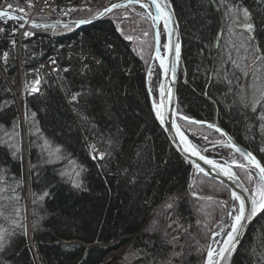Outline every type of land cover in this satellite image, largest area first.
I'll use <instances>...</instances> for the list:
<instances>
[{"label":"trees","instance_id":"16d2710c","mask_svg":"<svg viewBox=\"0 0 264 264\" xmlns=\"http://www.w3.org/2000/svg\"><path fill=\"white\" fill-rule=\"evenodd\" d=\"M7 1L0 0V7ZM170 2L182 38L178 111L217 122L264 167V95L253 112L249 70L236 43L238 34L248 35L247 52L255 55L264 93V0ZM54 17L44 10L36 16ZM114 19L108 14L79 28L29 27L19 48L25 66L49 58L65 40L69 45L53 58L55 78L41 68V90L25 94L23 117L0 75V230L9 234L0 264H109L110 252L123 246L126 255L115 263L203 264L230 192L219 181L192 175L152 114L145 86L150 21L129 15L138 35L128 39ZM241 20L253 25L247 35L237 26ZM16 67L14 44L0 37V68L12 77ZM179 121L194 132L217 134ZM84 137L98 155L88 151ZM236 171L251 189L246 172ZM174 236L175 246L167 243ZM233 264H264V210Z\"/></svg>","mask_w":264,"mask_h":264},{"label":"water","instance_id":"95a60500","mask_svg":"<svg viewBox=\"0 0 264 264\" xmlns=\"http://www.w3.org/2000/svg\"><path fill=\"white\" fill-rule=\"evenodd\" d=\"M144 1L150 5L149 8L145 9V8L141 7V4L144 3ZM144 1L141 0L140 3H135V4H138L141 7V9H143L145 11V13H147L148 18L151 20V23H152L154 48H153V55H152L151 60L154 57H157V53H158L159 57L166 58L165 63L169 66V71L167 73H165V70L163 68H161V66H160V73H159L158 87H157L156 106L158 108H160V111L164 116L163 122H161V120L157 117L156 110H155L154 106H152V104H151L152 114H153L157 124L160 126V128L164 132V134H165L166 138L168 139V141L170 142L171 146L188 162L192 172H199L193 166V161H195V163L199 164L200 167L204 169L203 173H201V172H199V173H201L207 177H210L216 181L221 182L222 184H224L229 189V192H230V202L229 203H232L233 201H235L237 204V210H238L239 201L233 200L232 195H231L232 192H236L242 198L245 199L246 210H250V208H251L250 199H251L252 193L249 192L248 188L244 185L242 180L239 178L238 174L236 173V171L234 169L235 166L231 165L230 163L226 162L223 159L210 156L209 154H206L204 151L197 148L198 151H200L201 155H204L208 159L216 161L217 164H219L221 166L228 167L235 174L234 177L229 178L227 175H224V173L221 171L220 168H214L211 165L205 164L203 160L199 159V157L192 156L190 152H185L183 150L184 145H183V142L180 140L179 134L177 133V126L179 127L180 132L183 133V135L187 138V140L189 142H190V140L188 139V137L186 135L187 131L184 130L180 126V124L178 123V118L183 119V117H186V116H183L176 108L177 81H178V73H179V67H180V61H181V55H182V38H181V33H180L179 22H178L175 10H174L170 0H158V3L161 4L162 8H164L165 11L170 13V20H169L167 29L165 28L163 20H159V21L154 22L153 19L151 18L153 15L151 13L150 8L153 9L155 12V15H157L156 7L154 5H151V0H144ZM113 4H121V5L125 6L127 4H134V3L130 2V0H116L114 2L109 3L105 7H103L99 12H102L104 9L109 8ZM114 9H112V10H114ZM0 11H8L9 12L8 16H0V19L13 17L17 20L22 21L26 25L33 26V27L61 26V27L79 28V27H82V26L87 25L89 23H92L94 21H97V20H99L105 16V15L100 16V15H97V13H96V14L89 16V17H86V18L40 20V19L27 18L21 14H18L16 12L10 11V10L0 9ZM149 13H151V16L149 15ZM80 21H86V22L85 23H79ZM158 22H161V25L163 28V33H164V43L163 44L164 45L170 43L169 33H171L170 47L166 49L163 46V53H161L160 40H159V44H157V33H158V26L157 25H158ZM177 43L180 45L178 58L176 56V47H175V45ZM150 63H151V61H150ZM173 63H175V66H176L174 73L171 71V65ZM169 90H171L170 94H169ZM162 92H163V95H162ZM187 118H188L187 121L195 122V123L203 124V125H207V126L211 125V127L215 128L216 130L217 129L222 130V132L225 134L226 140L228 141L226 144L229 145V143L232 142V144H235V146L238 147L239 149H241L243 152L251 153L247 148H245L240 143H238L234 138H232L230 136V134L227 131H225L223 128H221L219 125L212 123V122L205 121V120H200L197 118H189V117H187ZM252 156L255 157L253 154H252ZM255 159H256V157H255ZM229 210H230V207L228 206L227 211H226L223 219L221 220L219 227L214 232V233H216V235L214 237H220L219 244H217L218 246L215 249L217 252L219 251L220 247L224 246L223 242L227 238V233L231 230V225H232L233 221L227 226V228H225V226L227 224V215H228ZM262 211L263 210L258 212L251 219H246L242 222V227L240 228L239 233L235 239V247L233 249H231V254L226 255V257L222 260V264H233L234 257L236 255L241 243L243 242L250 226L255 222V220L258 218V216L261 214ZM223 230H224V232H223ZM206 257H207V254L205 256L203 264H205ZM214 259H220V257L218 255H216L214 257Z\"/></svg>","mask_w":264,"mask_h":264},{"label":"bare ground","instance_id":"6f19581e","mask_svg":"<svg viewBox=\"0 0 264 264\" xmlns=\"http://www.w3.org/2000/svg\"><path fill=\"white\" fill-rule=\"evenodd\" d=\"M63 1H66V2H71V4H78L77 2H80V1H83V0H63ZM101 1V0H100ZM116 1V0H115ZM144 1V0H143ZM111 2H114V1H109V0H103V4L105 7L106 5H108L109 3ZM144 3H147L144 1ZM148 4V3H147ZM83 6H86V3L85 4H82ZM129 4L125 5V6H122V7H126L128 6ZM9 6H11V8H9ZM23 4L21 3L20 0L16 1V0H9L7 2H5V4L3 6L0 7V9H4V10H10V11H14L18 14H21L23 15L24 17H27V18H31V19H40V20H48V19H73L71 18L70 16L72 14H76V13H81V12H92V15L98 13L102 8H97V9H90V10H83L81 8H73L72 12L69 13V14H63L62 16L61 15H58L55 11H47L49 13H52V15H55L57 17H54V18H48V19H42V18H36V16L42 12V8L41 9H36L33 13L31 12V8L29 7L28 9H24L23 7ZM120 8V7H118ZM20 9H23V11H20ZM117 9V8H115ZM151 13L153 16H155V12L153 9H151ZM144 11V10H143ZM145 12V11H144ZM147 14V13H146ZM32 15V16H31ZM108 14H106L105 16H107ZM104 16V17H105ZM89 17V16H87ZM86 18V17H84ZM103 18V17H102ZM4 22H9L10 26L9 28L5 27V24ZM158 33H159V40H160V45H161V53H163V46H164V33H163V28H162V25H161V22H158ZM29 27H33V26H28L26 25L25 23H23L22 21L20 20H17L13 17H10V18H1L0 19V37H4V38H7L9 39L12 44H14V47H15V50H16V53H17V70L15 72V76H10L9 74H6L1 68H0V75L3 79V81L6 83V85L9 87L16 103L18 104V110H19V113L21 115V117H23V108H22V102H23V98L25 96V94L27 93H37L41 90V83H40V70L41 68H45L47 69L51 75L55 78V71L57 70V67L56 65L54 64V57L55 55L59 54L60 53V46H67L69 45V42L68 40H65L63 41L61 44L57 45L54 49H53V53L52 55L47 58V59H44V60H41V61H38L36 62L35 64L33 65H29V66H25L23 63H22V57H21V53L19 52V48H20V44H21V40L23 38V36H25L24 33H20V31H24L26 33H30L31 35V31L29 30ZM39 28H46V27H61V26H38ZM64 28V27H62ZM20 30V31H19ZM18 31V32H17ZM39 38L40 37H33L32 41L33 42H38L39 41ZM44 39H46V36L43 37ZM13 41L15 43H13ZM73 41V40H71ZM153 48H154V45H153ZM68 55H72V53L68 52L67 53ZM80 61H81V64L82 66L85 64L84 61H83V56L80 57ZM181 63V61H180ZM64 68H67V66H64ZM22 69H29L31 71H35L38 73V80H39V83L38 85H36L35 81L32 79V76H30V74L28 73H25L23 76H20V72ZM179 70H180V67H179ZM149 72H154L155 73V88L152 90L149 88V85H148V78H149ZM149 72L148 74L146 75L145 73V86H146V90H147V93H148V98H149V102L150 103V106L152 104V106H154V104L156 105V97H157V87H158V78H159V73H160V59H158L157 57H154L152 60H151V63H150V67H149ZM20 76V79H21V83L20 85H18V77ZM178 76H179V73H178ZM178 83V81H177ZM24 86V91L22 92V87ZM33 88H36L38 89L37 91H33ZM19 92H22V95L20 97V95L18 94ZM177 92V90H176ZM62 97L67 101V95H65L64 93H62ZM69 97H73V95L71 94ZM68 103V102H67ZM177 108V106H176ZM178 110V109H177ZM181 113V112H180ZM183 116H186V117H189V118H196V117H190V116H187V115H184L183 113H181ZM179 119H182V118H178V123H179ZM197 119H200V118H197ZM185 120V119H183ZM200 120H204V119H200ZM205 121H208V122H212V123H215L217 125H219L217 122L215 121H209V120H205ZM203 125V124H202ZM207 126V125H206ZM220 126V125H219ZM160 127V126H159ZM210 127V126H208ZM221 128H223L222 126H220ZM212 129H215L213 127H210ZM224 129V128H223ZM162 130V129H161ZM216 130V129H215ZM225 131H227L226 129H224ZM217 132H219L224 138H225V134L222 132V130L220 129H217L216 130ZM228 132V131H227ZM164 133V132H163ZM229 133V132H228ZM230 134V133H229ZM187 137L188 139L190 140V142L195 145L198 149L202 150V151H207L208 149L211 150L212 148H215L217 147L218 145H223L225 143H208V142H205L201 137L199 136H196L194 134H191L189 132H187ZM231 136V135H230ZM232 137V136H231ZM233 138V137H232ZM85 138L84 137V141H85ZM226 139V138H225ZM89 140V139H88ZM168 140V139H167ZM89 142L91 143V146H92V152L89 151L88 147V151L92 154V155H98L100 152L99 151H96V149L94 148L91 140H89ZM170 143V142H169ZM232 143V142H231ZM86 144V143H85ZM87 146V144H86ZM243 146V145H242ZM246 148V147H245ZM234 149V148H232ZM250 151V150H249ZM251 152V151H250ZM226 153V151L224 150H221L217 155L218 156H221V157H218L220 159H223L222 158V155H224ZM240 153V152H239ZM252 153V152H251ZM253 154V153H252ZM254 155V154H253ZM241 156V160H244L246 163H248L246 166L249 165V170L251 172L252 175L256 176L257 178L259 177L258 176V170L254 165L252 164H249V162L245 159L244 156ZM255 156V155H254ZM256 157V156H255ZM231 159V158H230ZM230 159H227L226 158V162L230 163L231 165L233 166H238L237 164L235 163H231L230 162ZM224 160V159H223ZM232 160V159H231ZM261 164V163H260ZM244 165V166H245ZM262 166V165H261ZM234 167V169H236ZM263 167V166H262ZM236 171V170H235ZM192 172V171H191ZM194 173H199V172H192V175H194ZM237 173V171H236ZM201 174V173H200ZM238 174V173H237ZM239 178L242 180V182L244 183V185L248 188L249 192L252 193V190L249 189V187L246 185L245 181L243 180V178L238 174ZM229 190V189H228ZM230 207V210L228 213H233V214H236L237 212V204L235 201H233L232 203H228L226 207ZM232 217L230 215H227V225H229L231 222H232ZM224 232V230H223ZM219 240H220V237H214L212 239V241L210 242V246L213 248V249H216V247L218 246L217 244H219Z\"/></svg>","mask_w":264,"mask_h":264},{"label":"snow or ice","instance_id":"6c2138e0","mask_svg":"<svg viewBox=\"0 0 264 264\" xmlns=\"http://www.w3.org/2000/svg\"><path fill=\"white\" fill-rule=\"evenodd\" d=\"M130 2L140 3L141 0H130ZM151 5H154L156 7V10H157V15L152 16L151 18L153 19L154 22L159 21V20H163L165 28L167 29V26H168V23L170 20V13H168L167 11L164 10V8H162L161 4L158 3V0H151ZM122 6L123 5H121V4H113L109 8L104 9L102 12L97 13V15H100V16L106 15L107 13L111 12L112 9L122 7ZM141 7L147 9L150 7V5L147 3H142ZM9 8H11V6H9ZM20 11H23V9H20ZM8 15H9L8 11H0V16H8ZM149 15L151 16V13H149ZM249 15L250 14L245 9L244 10V16L246 18H248ZM85 22L86 21H80L79 23H85ZM245 27L249 31H251L253 28V25L248 23L245 25ZM27 35H30V33H25V36H27ZM145 35H147V33H145ZM128 39H131V37H128ZM169 41L171 43V33H169ZM13 43H15V42L13 41ZM170 43L165 44L164 47L166 49L169 48ZM157 44H159V33H157ZM175 47H176V56L178 58L180 45L177 43L175 45ZM4 55L6 57L7 53H5ZM157 58L160 59L161 68H163L165 70V73H167L169 71V66L165 63L166 58L159 57L158 53H157ZM175 67H176L175 63H173L171 65V71L173 73L175 72ZM35 83L38 84L39 81L37 80ZM37 90L38 89L33 88V91H37ZM170 93H171V90H169V94ZM162 95H163V92H162ZM261 95H264V93H262ZM72 99H73V101H75L76 96L74 95L72 97ZM258 103H260V101H254L253 102V106H252L253 112L257 111V108L255 107V105ZM154 108L156 110L157 117L161 120V122H163L164 116L161 113L160 108H158L155 104H154ZM183 119L188 120L187 117H183ZM261 119H264V114H262ZM210 127H211V125H210ZM177 133L180 136V140L183 142V145H184L183 150L185 152H190L192 156L199 157V159L203 160L205 164L211 165L214 168H220L221 171L224 173V175H227L229 178L234 177L235 174L228 167L221 166V165L217 164L216 161L208 159L206 156L201 155V153H200V151H198L197 147L195 145H193L191 142H189L187 140V138L183 135V133L180 132V129L178 126H177ZM45 143L47 144V141H45ZM229 146L234 148L237 152H240V154L245 157V159L249 162V164H252L257 169H259V183L257 184L256 188L252 191L251 199H250V204H251L250 210H246L245 199L242 198L238 193L232 192V194H231L232 199L239 201V208H238L236 214L228 213V215H230L232 217V220H233V223L231 225V230L227 233V238L223 242L224 246L220 247L218 252L215 249H213L211 246L208 247L205 264H222V260L226 257V255H230L231 249H233L235 247V239L239 233L240 228L242 227V222L246 219H251L258 212H260L261 210H264V167L261 166L259 161H257L255 159V157L252 156L251 153L243 152L241 149L236 147L235 144H232L231 142L229 143ZM57 151H59V149H57ZM14 155H15V153H14ZM101 158H103V154H101ZM233 163H236V161H233ZM193 166L197 171H199L201 173L204 172V169L201 168L199 164L195 163V161H193ZM238 166L244 167V165H238ZM74 184L76 187H80V184L78 182L74 181ZM165 207L168 209H171L173 207V205L171 203H169V204H166ZM168 227H172V225L170 224V225H168ZM8 235L9 234L7 233L6 230H0V250H2L4 248V246L6 245V243H7L6 237ZM164 235L167 236L168 233L165 232ZM215 235H216V233H213V236H215ZM178 239H179V236H174L172 238V240L167 241V243L173 244V246H175V242ZM172 255L178 256V255H180V253H173ZM216 255H218L220 257V259H214V257Z\"/></svg>","mask_w":264,"mask_h":264},{"label":"rangeland","instance_id":"374dc122","mask_svg":"<svg viewBox=\"0 0 264 264\" xmlns=\"http://www.w3.org/2000/svg\"><path fill=\"white\" fill-rule=\"evenodd\" d=\"M133 13H140L142 15L145 16V18H147L150 23H151V20L148 18L147 14L143 11V9H141V7L138 5V4H129L128 6L126 7H120V8H117V9H114L112 10L110 13L108 14H111L115 19L116 21V25L119 27V29L121 28L122 30H124V34L127 36V37H131V38H136L137 35H138V31L136 30V28L130 24V22H128V19L127 17ZM247 23L244 21L241 20L240 24H238L237 26L244 31V34L247 35L248 34V29L245 27ZM151 27H152V23H151ZM25 30V29H24ZM20 31V33H26L25 31ZM18 32V31H17ZM152 32H153V28H152ZM240 35V36H239ZM238 39V42L236 41L237 44H240L239 47L241 48V52H240V55H241V59H243V62L244 64L246 65V72L249 70V80H248V84H249V91H250V96L253 98V101H256L261 93H262V88L259 87L258 85V75L255 71V69H253V61L255 59V55L254 53L252 52H247L248 49V43H247V40L249 39L248 38V35L245 36L244 38L241 37V34H238L236 36V40ZM153 45H154V41H153ZM152 55H153V50H152V53L150 55V59L148 61V64H147V68H146V75L148 74L149 72V66H150V61H151V58H152ZM243 70V72H245ZM245 72V73H246ZM25 73H28L30 74V76H32V79L36 82L38 80V73L35 72V71H31L29 69H22L21 72H20V76H23ZM244 74V73H243ZM20 76L18 77V85H20V83L22 82L21 79H20ZM39 81V80H38ZM38 85V84H36ZM148 85H149V88L150 89H154L155 88V73L154 72H149V78H148ZM24 86L22 87V92L24 91ZM22 92H19L18 94L22 95ZM183 120V119H181ZM184 121H187V120H184ZM189 123H194L196 125H201V126H205V127H208L206 125H202V124H198V123H195V122H190V121H187ZM179 124L180 126L186 130L187 132L191 133V134H194L196 136H199L201 137L205 142H208V143H225L223 145H218L217 147L215 148H212L211 150H207L204 152L206 154H209L210 156H213V157H221V156H218L217 154L221 151V150H224L226 151V153L224 155H222V158L226 161V158L227 159H230V162L232 163L233 161H236L235 164L237 165H247L248 163H246L244 160H241V156H240V153L237 152L235 149H232L228 144H226L228 141L219 133L217 132L215 129H213L217 134H207L205 132H194L192 129H189L188 127H186L185 125H183L180 121H179ZM210 128V127H209ZM212 129V128H211ZM85 143L87 144V147L89 149L90 152L93 153L92 151V146H91V143L89 142L88 139H85ZM257 161L258 158L256 157ZM260 163V162H259ZM244 166V167H239V166H236L235 168H237L238 170H240L241 172L244 173V171L246 172V175L250 182H251V190L253 191L257 184L259 183V177L257 178L256 176L252 175L250 170H249V165L248 166ZM236 170V169H235ZM245 174V173H244ZM245 175V176H246ZM258 176H259V170H258ZM190 193L194 196H202L201 193H194L192 190L190 191ZM24 196H25V199H27V193L26 191L24 192ZM230 202V198L227 202V204ZM227 204L225 205V211H224V214L222 216V218L220 219V222L221 220L223 219L226 211H227ZM220 225V223H219ZM218 225V227H219ZM227 224L225 226V228H227ZM217 227V228H218ZM214 229L212 230L210 233H209V238H208V247L210 246V242L212 240V238L214 237L213 236V233L217 230ZM207 247V249H208ZM207 249H206V252H205V255H204V259H205V256L207 254ZM126 255V246H123V247H120L119 249H115L113 251L110 252L109 254V264H118V263H115L117 260H119L118 258H121V257H124ZM128 256V255H127ZM204 259H203V262H204ZM114 260L113 263H111L112 261ZM118 262V261H117Z\"/></svg>","mask_w":264,"mask_h":264},{"label":"built area","instance_id":"2783aa9c","mask_svg":"<svg viewBox=\"0 0 264 264\" xmlns=\"http://www.w3.org/2000/svg\"><path fill=\"white\" fill-rule=\"evenodd\" d=\"M18 1V0H16ZM23 4V8L26 10L29 7L33 13L36 9H41L44 11H55L58 15L69 14L72 12L73 8H81L83 10L97 9L104 6L103 0H83L77 2L78 4H71V2H66L63 0H20ZM83 6L82 4H85ZM32 16V15H31Z\"/></svg>","mask_w":264,"mask_h":264}]
</instances>
